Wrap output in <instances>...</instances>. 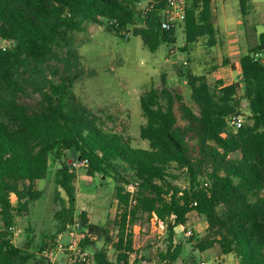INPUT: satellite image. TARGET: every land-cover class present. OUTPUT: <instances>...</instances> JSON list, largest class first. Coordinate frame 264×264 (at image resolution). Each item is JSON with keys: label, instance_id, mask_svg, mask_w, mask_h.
<instances>
[{"label": "trees", "instance_id": "obj_1", "mask_svg": "<svg viewBox=\"0 0 264 264\" xmlns=\"http://www.w3.org/2000/svg\"><path fill=\"white\" fill-rule=\"evenodd\" d=\"M138 1L0 0V41L9 43L0 48V264H27L32 257L12 243V229L40 197L34 184L47 176L51 155L59 163L54 184L66 196L68 222L76 192L71 155L86 163L87 176L119 184L115 264H128L132 227L152 215L167 233L169 246L159 257L164 264L174 262L175 228L185 227L191 213L207 222L204 236L189 238L194 249L218 247L237 264H264V56L254 60L264 54V33L241 57L239 81L211 86L205 76L186 72L191 105L179 86L164 84L142 95L140 146L108 127L73 91L83 77L74 34L89 26L106 23V31L123 37L139 20L132 36L147 50L175 43V28L161 27L165 0H153L142 16ZM212 1L191 0L183 22L186 46L200 38L208 47L216 44ZM250 2L238 0L242 15ZM244 102L251 123L233 130L227 121L240 116ZM181 178L184 189L176 184ZM79 219L91 235L110 241L105 228L88 225L85 212ZM94 257L95 264H111L104 251Z\"/></svg>", "mask_w": 264, "mask_h": 264}, {"label": "rangeland", "instance_id": "obj_2", "mask_svg": "<svg viewBox=\"0 0 264 264\" xmlns=\"http://www.w3.org/2000/svg\"><path fill=\"white\" fill-rule=\"evenodd\" d=\"M190 4L191 0H187V5ZM230 4L240 20L245 19L248 22L247 25L250 24V19L251 22L255 20L252 15L241 14L238 0H230ZM152 6H154L153 0H139L136 3L141 16ZM163 10L164 7L159 11L161 16ZM256 20L260 21V17L256 16ZM235 24L231 22L227 26L228 30L234 33L233 36H238L240 33L238 27L241 23L235 20ZM139 26L140 22L137 20L135 26L122 33L123 37L106 31V23L102 27L89 26L85 32L75 33V46L83 77L74 84L73 91L81 103L102 116L108 127L123 136L134 138L138 145L144 146V142L139 141V128L144 123L139 98L150 89H160L165 84L181 87L186 103L191 105L190 91L184 81L185 73L206 76L213 86L217 79L216 72H219L217 76L225 72L217 70L225 65L204 63L207 53L213 55L214 50H217V46L211 48L206 45V38H200L196 43L186 46L183 23H175V43L162 44L155 52L147 50L139 37L132 36V30ZM241 29L244 30L243 27ZM256 30L258 33L264 32V28L261 27ZM253 37L254 34L246 26L244 38L249 46L253 45ZM8 46V42L0 41V48L3 50ZM56 66L60 68V65ZM240 116L244 124L251 123L245 102L242 104ZM71 156L70 166L76 177L72 218H79L80 214L85 212L88 225H97L107 230L110 241L96 238L88 247L93 253L104 251L107 261L115 264L120 254L115 248L117 237L113 224L117 212L115 186L119 184L98 174L89 177L86 175L87 168H73L71 163L76 157ZM58 164L51 155L47 176L34 184L40 192V197L29 206L26 217L16 219L12 229V243L25 249L32 256L27 264H49L40 256L42 244H47L48 240L57 234L62 224L68 222L66 196L54 184ZM176 184L183 189L187 187V183L182 178L178 179ZM10 201L16 204V197L13 194L10 195ZM206 228L207 222L204 217L196 213L189 214L185 227L175 232L171 250L177 248L179 254L170 264H200V262L224 264V258L218 247L200 252L190 244V236L201 238L205 235ZM132 232V249L126 252L128 264L165 263L159 257L160 254H165L169 246L165 230L162 233L152 232L149 221L143 220L134 224ZM57 258L55 264H64L61 255ZM225 264H237V259L231 255Z\"/></svg>", "mask_w": 264, "mask_h": 264}, {"label": "built area", "instance_id": "obj_3", "mask_svg": "<svg viewBox=\"0 0 264 264\" xmlns=\"http://www.w3.org/2000/svg\"><path fill=\"white\" fill-rule=\"evenodd\" d=\"M187 8V0H165L162 29L169 30L175 26L176 22L183 23ZM263 56L264 54L257 53L254 55V60H263ZM227 124L229 128L236 130L243 126L244 122L241 116H234L228 119ZM71 165L76 169L87 168L86 163L80 159H75ZM148 221L152 232L160 231L162 233L165 230V225L155 215H152ZM87 239L94 241L96 237L88 232L87 227L82 225L79 218H73L48 240L46 247L41 250L40 256L49 264H55L56 260L58 261V255L63 257L64 264H95L94 253L84 245ZM200 264L205 263L200 262Z\"/></svg>", "mask_w": 264, "mask_h": 264}, {"label": "crops", "instance_id": "obj_4", "mask_svg": "<svg viewBox=\"0 0 264 264\" xmlns=\"http://www.w3.org/2000/svg\"><path fill=\"white\" fill-rule=\"evenodd\" d=\"M256 5H257V9H256ZM212 13L216 18L217 42L211 48H214L215 46H217V50H214L213 55H210L209 53H207L206 57L204 58L205 60L203 59V56H202V59L204 60V63L206 64L210 62L214 64H224L225 66L218 69L217 71L224 70L225 72L224 74L220 76H217L219 75V72H216L217 79L215 83L217 81H221L223 84L228 85V84H231V83H234L240 80L241 70H240L239 62H240L241 57L244 56L251 47L256 45L258 36L261 33H264L263 31L258 33L256 30V28L258 27L264 28V2L263 0H251L247 15L248 14L249 16L252 15L255 20L251 22V19H250L249 25H247L248 22H246L245 19L240 20L238 15H236L235 10L232 8L230 4V0H213L212 1ZM256 16L260 17V21L256 20ZM232 17H234V19ZM235 20L241 23V26L238 27V30L240 31L238 36H233L234 33L229 31L228 26H227L231 22H234L235 24ZM246 26L250 30V32L254 34L253 45L251 46H249L247 42H245L244 30ZM241 27H243L244 30H242ZM206 79L208 81L207 77ZM179 228H183V226L176 227L175 232ZM210 250H214V248ZM220 254L224 258L223 259L224 264H225V261L229 257H231V255H223L221 252Z\"/></svg>", "mask_w": 264, "mask_h": 264}]
</instances>
